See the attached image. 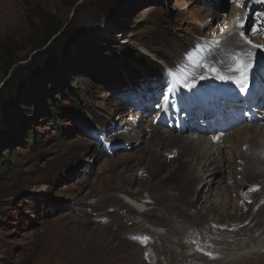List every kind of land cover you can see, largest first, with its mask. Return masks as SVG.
I'll return each instance as SVG.
<instances>
[{
  "label": "rangeland",
  "instance_id": "374dc122",
  "mask_svg": "<svg viewBox=\"0 0 264 264\" xmlns=\"http://www.w3.org/2000/svg\"><path fill=\"white\" fill-rule=\"evenodd\" d=\"M238 8L244 12L233 26ZM260 27L264 28L262 0H0V91L11 87L0 98V128L16 127L15 137L5 145L10 148L7 165L0 162V264H155L157 260L166 264L167 257L172 261L173 253L185 251L170 244V238L164 250L158 238L139 240L141 230L127 217L136 214L129 213L127 205H142L141 210L153 211V217L167 214L160 228L167 229L176 219L180 232L173 238H181L182 244L196 238L200 247L202 238L215 239L217 230L219 238L242 239L259 209L241 208L237 217L247 219L229 228L222 225L227 215L219 209L199 207L195 212L189 207L190 218H185L181 214L185 206L178 200L185 183L171 177L184 159L182 151L151 135L153 127L188 139L187 134L198 131L188 125L178 129V121L168 118L166 109L163 113L165 98H173L168 84L173 78L171 66L187 62L202 46L199 39L214 42L227 35L239 39L243 33L242 38L254 42L250 49L262 52ZM56 28L47 44L39 47ZM66 29L69 36L60 37ZM247 48L248 44L243 51ZM223 56L215 62L224 65L206 63L205 68L230 73ZM108 59L114 60V68L105 67ZM50 99L71 112L63 115L60 128L49 106L42 108ZM15 110L21 120L14 124L10 119ZM242 116L246 117L244 111L239 113L240 123L225 125V134L239 125L260 122ZM231 121L230 116L221 119L225 124ZM26 128L34 129L33 145L26 141ZM217 129L202 134L213 135ZM3 138L1 131L0 142ZM168 149L180 158L169 161ZM154 154L160 156V166ZM225 160L216 165L220 172L214 173V180L224 178L214 183L216 188L205 181L210 172L187 175L191 191L185 197L194 205L210 202L215 189L227 195L228 210L234 203L251 204L250 186L236 185L239 175L233 160ZM213 169L209 163L206 171ZM230 175L232 181L224 183ZM204 189L205 195L200 193ZM121 200L124 203H117ZM147 217L142 222L153 226ZM208 219L219 223L208 224ZM263 229L264 225L255 235ZM227 232L233 234L224 235ZM149 242L152 246L158 242L155 253L163 256L147 258L151 249L143 248ZM175 262L202 264L188 256Z\"/></svg>",
  "mask_w": 264,
  "mask_h": 264
},
{
  "label": "bare ground",
  "instance_id": "6f19581e",
  "mask_svg": "<svg viewBox=\"0 0 264 264\" xmlns=\"http://www.w3.org/2000/svg\"><path fill=\"white\" fill-rule=\"evenodd\" d=\"M262 3L264 4V0H262ZM243 12L244 11L240 10L239 8L234 11V14L232 17L233 26H235L237 21L242 18ZM258 29L259 30L262 29L264 33V28L260 27ZM231 37L227 35V36H224L223 38H216L218 40L214 42L209 41V40L204 41L207 44H209L211 47L217 46L220 49L219 52L216 51L217 53L216 52L210 53L205 58H212L214 62L216 60L221 61L224 57L223 56L224 54L226 56V59L224 61L228 65L230 73L232 74V76H235V78H237L236 80L233 81V84L235 85L241 82H247L250 78H256L257 76H260L259 70L260 69L264 70V64H260L258 67H256V64L260 63V61H258L259 59L261 58L264 59V51L260 52L263 49H260L259 51L254 52L249 47V43L253 44L254 42H247L244 38L240 36H239V39H235V38L231 39ZM260 39H261L260 44L264 46V37H260ZM199 41L201 42L203 40L199 39ZM246 44H248V48L243 51ZM232 45L235 47H232ZM249 50H251L252 54L256 57L255 58L256 61L252 60L250 67L246 69L245 72H243L242 67L240 68V70H237V71L231 70L233 69V64H234L233 57L237 54L239 56V53H244V52L247 53ZM215 54L217 58L214 59ZM214 62L213 63L211 62L212 65H216V64H219L221 66L224 65V64H221L220 62H215V63ZM262 92L264 96V88L262 90H258L255 96L251 100L246 101V102L245 101H230V100H223V99L213 101L212 102L213 107L219 106V107L226 108V112H227L226 115H223V114L216 115L214 112L206 114L207 111L204 110V112H202L198 118H200L201 121H204V122L209 121L210 125L208 126V124L204 125V124L199 123L198 132L187 134L188 135L187 137L191 136L190 139L186 137L184 138V136L183 137L179 136L180 134L179 135L170 134L171 131H169L168 133L167 132L168 130H165V129L161 130L155 127L152 128L153 129L152 135H151L152 137H158L159 140H162V142L165 141V143H168L169 144L168 146L175 145V147H177L176 151H178V149H181L182 151V155L184 159L182 158L180 159L179 168L176 170L175 169L173 170L171 177L174 180L185 183L184 184L185 188L182 189L183 193H181L180 197L178 198V200H180V202L185 206V208H181V212H182L181 214H183L185 218H190V216L188 215V210H187L189 207L193 208L194 211L200 209L199 207H202V208L206 207V209L214 210V211L216 209H219L221 212L220 214L224 213L225 216L227 215L226 217L222 218L223 220L224 219L226 220V222L223 223L222 225L226 226V228H229L231 226H234L235 224L243 223L247 219L246 217H244V219H239L237 217V212L241 208L242 209H246V208L253 209L257 207L260 211L256 213V217L254 216L255 221L253 223V226L250 229L246 230L242 239L234 240L233 235L230 237H226V238L225 237L219 238L220 233L218 232H220V230L219 231L217 230V233H216L217 235L213 236L215 239L209 238L207 240V238L203 237L202 241L200 242V247H199V245L196 242L197 240L196 238L188 242L189 245L188 243L182 244L181 238H173V233L179 234L180 232V227L178 226L179 224L176 219H173L175 220V223L172 222L173 224H171V226H169L167 229L164 227L160 228L158 227L160 225V222H163L169 218L167 214L155 213L153 217V215H151L150 213H154V212L150 210L148 211L141 210L142 205H137L136 206L137 208L127 205L129 213L133 212L134 214L137 215V216L135 215L131 217L132 215L131 214V215H128L127 217L132 220L134 227H137L141 230L142 232L140 233L141 236L139 237L138 235V237L140 238L139 240L145 241L142 236L147 234L151 236L147 238H151L152 241H154V238L156 239L158 238L159 240H161V243L159 244H161V247L163 250L167 248L168 245H167L166 240H169V238L171 240L170 244H173V246L179 247L181 245L182 247L185 248V251L183 252L176 251L175 253H173L172 261L169 257H167L165 259L166 264H173L174 261L183 262L187 258V256L192 260H196L197 263L201 261L202 264H262V260L264 259V253H263L264 252V229L259 235H255V234L257 232L259 233V231L261 230V227L264 225V111L260 110L255 117L254 116L252 117V119L257 118L260 121L254 125H251V124L250 125L243 124L241 126L239 125L237 126V128H232L231 131L227 134H225V131L222 130L221 127H218L217 129L218 132L214 133L213 135L203 136L202 134L203 131H207L210 127H214V128L217 127V124H216L217 122L212 123L211 121H216L220 119V117L223 118V117L229 116L228 111L230 110V108H234V110L235 109L238 110L237 105L239 103H243L244 105L253 109L254 108L252 107L253 105L256 106L260 101H262V96H261ZM184 118H187V117H184ZM184 118H181L182 125H186L188 120L190 119V118H187L184 122ZM241 119L237 120V122L240 123L239 121ZM246 120H249V119L246 118ZM231 123L232 121L226 125H230ZM238 123H234V125ZM141 132L143 131L141 130ZM167 152L168 154L170 153L169 155L171 157L169 161L175 160V158L179 157V155H176V152L171 154L170 149H168ZM223 157L227 159L230 158V160H233V164H234L233 166H235L236 174L239 175V178L234 179L236 185L244 184V186H247L248 184L250 186L251 192L253 193V195L251 196L252 197L251 201H250L251 204H249L248 201H244V203L241 205L234 203L232 205L231 210H228V207L230 206V202L227 198V195L224 192H222V190L215 189L217 187L216 184H219L224 179L222 178V175H221L218 178H216V180H214V173L220 172V169H216V165H220L223 163V161H226L225 158ZM159 158H160L159 155L154 154V162L158 166H160L159 161H157ZM198 162L200 164L202 163V165H200L201 166L200 171H199L200 166L197 167ZM209 163H212L215 169L211 171H206L207 165ZM204 167L205 169H203ZM196 168H198V170H196ZM194 171H195V176L196 174H199L201 171H203L204 173H208V172L212 173L209 179L205 181L207 183H211L212 185H214L213 187H215L214 189L216 190V192L214 193L213 197L210 199V202L206 201L205 204H203V206L202 205L196 206L194 205L193 201L191 202L188 198L185 197L186 194L188 195V193H190L191 191V189L189 188L190 183L188 182L187 175L191 176L192 172ZM233 178L234 177L230 175L228 178L229 180H225L224 183L228 184L230 181H232ZM197 189H199V186H197ZM206 191L207 190L204 189L203 192L200 191V193L204 194ZM224 191H228V190H224ZM181 197L183 198V200L180 199ZM120 202L124 203L123 200L117 203H120ZM147 215H149L150 222L153 224V226L151 225L146 226L147 221H145L146 223L142 222L144 219L148 218ZM192 215H193V218H198L196 216V213L193 212ZM139 216H141L140 220H139ZM219 219L221 218H218L216 221H219ZM170 221H172L171 218H170ZM216 221L208 219L206 222L208 224L209 223L211 224V222H216ZM216 223H219V222H216ZM117 229H119V231L121 230L120 227L116 228V230ZM199 230H197V232L202 233ZM225 234H233V233L227 232V233H224V235ZM150 243L151 242H149V244L146 245L145 248H143V250H146L147 248L151 249V254L149 255L147 253V258L153 259L154 257H157L158 259L159 256H163L162 252L161 254H157V255L155 253V251L159 250L158 248L159 246L156 245L158 242L154 246L150 245ZM208 248H212L211 253H209L208 250H206ZM194 250L202 251V252L201 254H199V252H195ZM197 255H201V256H197ZM158 263L159 261L157 260L155 264H158Z\"/></svg>",
  "mask_w": 264,
  "mask_h": 264
},
{
  "label": "trees",
  "instance_id": "16d2710c",
  "mask_svg": "<svg viewBox=\"0 0 264 264\" xmlns=\"http://www.w3.org/2000/svg\"><path fill=\"white\" fill-rule=\"evenodd\" d=\"M59 29L56 28L53 30V32L49 35L46 36V38L43 40V41H40L39 42V47L47 44L48 40L55 34V32H57ZM70 34V30L69 29H66L62 35L60 37H64L65 36H69ZM50 45V44H49ZM48 45V46H49ZM56 46V45H55ZM58 47V46H56ZM51 50V48L48 49V51ZM105 67L109 68V69H112L115 67V62L113 59H108L105 63H104ZM9 69V67H8ZM88 72H92V70H89ZM14 75V73H12ZM78 78L74 79L75 81L77 80ZM133 79V78H132ZM48 86V83L47 85ZM11 91V87H6L4 86L3 89H1L0 91V98L3 99L5 98V95ZM45 98H47L45 96ZM4 101V100H3ZM6 101H4L5 103ZM46 105L49 106L50 109H48L49 112H51L54 116V120L56 122V124L58 125V127L60 128V125H61V118L63 117V115H71V112L70 111H65L62 107H59V105L57 103H54L51 101H48L46 100L45 104L42 105V108H44ZM81 112V108L78 107V113ZM20 115L19 113L17 114V110H15V114L13 115L12 119H10V122L12 123H19L20 122ZM13 120V121H11ZM6 123V122H5ZM10 124V123H9ZM10 127V126H7L6 129ZM3 127L0 128V132L2 131V134L4 135V138L3 140L0 142V148L3 147V152L0 153V162H4L6 165H7V153L10 152V148H6L5 145H8L9 144V140L12 138V137H15V133H16V127L14 126L12 129H3ZM25 133H26V141L30 144V145H33L34 144V141H35V132H34V129H30V128H26L25 130Z\"/></svg>",
  "mask_w": 264,
  "mask_h": 264
},
{
  "label": "snow or ice",
  "instance_id": "6c2138e0",
  "mask_svg": "<svg viewBox=\"0 0 264 264\" xmlns=\"http://www.w3.org/2000/svg\"><path fill=\"white\" fill-rule=\"evenodd\" d=\"M241 37H243V33H241ZM234 60L236 61L237 64L242 63L241 61H239V58H238V57H235ZM208 70L213 71V72L217 71V69H216L215 67H212V68H210V69H208ZM231 70L237 71V70H240V69H239V68H234V69H231ZM223 78H224V77L221 76V79H223ZM241 91L243 92L244 89L241 88ZM167 103H168V99H167V97H166V98H165V105H164L165 108L167 107Z\"/></svg>",
  "mask_w": 264,
  "mask_h": 264
},
{
  "label": "clouds",
  "instance_id": "9594fccd",
  "mask_svg": "<svg viewBox=\"0 0 264 264\" xmlns=\"http://www.w3.org/2000/svg\"><path fill=\"white\" fill-rule=\"evenodd\" d=\"M132 238V237H131ZM146 246V245H145ZM155 263H156V261H155Z\"/></svg>",
  "mask_w": 264,
  "mask_h": 264
}]
</instances>
